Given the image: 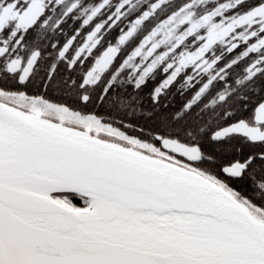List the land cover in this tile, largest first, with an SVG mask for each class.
<instances>
[{
  "label": "snow or ice",
  "instance_id": "snow-or-ice-1",
  "mask_svg": "<svg viewBox=\"0 0 264 264\" xmlns=\"http://www.w3.org/2000/svg\"><path fill=\"white\" fill-rule=\"evenodd\" d=\"M0 264H264V0H0Z\"/></svg>",
  "mask_w": 264,
  "mask_h": 264
}]
</instances>
